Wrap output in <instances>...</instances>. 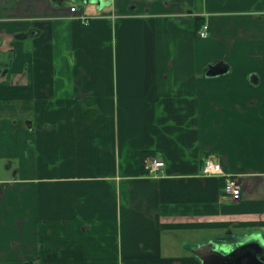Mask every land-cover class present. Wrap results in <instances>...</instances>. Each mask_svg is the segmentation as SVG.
I'll return each mask as SVG.
<instances>
[{"label":"crops","instance_id":"0c3cea01","mask_svg":"<svg viewBox=\"0 0 264 264\" xmlns=\"http://www.w3.org/2000/svg\"><path fill=\"white\" fill-rule=\"evenodd\" d=\"M18 1L0 0V264H202L212 240L264 238V0L89 3L88 24Z\"/></svg>","mask_w":264,"mask_h":264},{"label":"water","instance_id":"95a60500","mask_svg":"<svg viewBox=\"0 0 264 264\" xmlns=\"http://www.w3.org/2000/svg\"><path fill=\"white\" fill-rule=\"evenodd\" d=\"M95 4L98 10L109 5L112 0H86ZM226 73L222 63L209 66L207 76L217 77ZM243 235H237L233 242L227 240H212L193 251L202 264H264V238L259 234L252 241L239 240ZM238 241H242L237 246ZM236 246V247H234Z\"/></svg>","mask_w":264,"mask_h":264},{"label":"built area","instance_id":"2783aa9c","mask_svg":"<svg viewBox=\"0 0 264 264\" xmlns=\"http://www.w3.org/2000/svg\"><path fill=\"white\" fill-rule=\"evenodd\" d=\"M70 11L72 13L77 14V18L83 23H89V17L82 15L78 10L77 7L71 6ZM197 36L199 38H208L209 37V26L204 24L201 28L197 30ZM204 167V174L207 175H221L224 177L225 186L224 191L225 194L230 197L232 201H239L241 199L242 194V185L237 177L233 175H229L224 173L222 170V166L219 163L212 161L211 159L206 160ZM143 169L148 173L149 176L157 177L165 168V162L158 158H148L145 159L142 163Z\"/></svg>","mask_w":264,"mask_h":264},{"label":"rangeland","instance_id":"374dc122","mask_svg":"<svg viewBox=\"0 0 264 264\" xmlns=\"http://www.w3.org/2000/svg\"><path fill=\"white\" fill-rule=\"evenodd\" d=\"M69 3H67L68 6L70 5H75L77 7V10L80 11V12H85L86 14H89V9H93L91 4L87 3L86 1L84 0H70L68 1ZM107 7H110V6H107ZM105 7L103 9V11L107 8ZM96 13H99L97 10H96ZM224 234H228V232L224 233Z\"/></svg>","mask_w":264,"mask_h":264},{"label":"flooded vegetation","instance_id":"af4514ba","mask_svg":"<svg viewBox=\"0 0 264 264\" xmlns=\"http://www.w3.org/2000/svg\"><path fill=\"white\" fill-rule=\"evenodd\" d=\"M6 1H9L10 2V9H12V10H17L19 7H18V5H19V1L18 0H6ZM64 3H66V2H68V0H62ZM84 1H86V0H84ZM1 41V40H0ZM0 45H1V42H0ZM238 234H232V235H228V236H226L225 235V237H224V239L225 240H227V241H234V240H237L236 239V236H237ZM245 241H246V239H245V237H242ZM243 239H239V240H243ZM248 239L250 240V241H252V239H254V238H252V237H248ZM248 240V241H249ZM240 243H242V241H238V243H237V246L240 244ZM234 247H236V246H234Z\"/></svg>","mask_w":264,"mask_h":264},{"label":"trees","instance_id":"16d2710c","mask_svg":"<svg viewBox=\"0 0 264 264\" xmlns=\"http://www.w3.org/2000/svg\"><path fill=\"white\" fill-rule=\"evenodd\" d=\"M203 18L197 19V30L203 26L204 23H202Z\"/></svg>","mask_w":264,"mask_h":264}]
</instances>
